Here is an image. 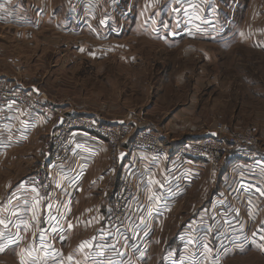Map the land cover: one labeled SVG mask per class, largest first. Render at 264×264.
I'll list each match as a JSON object with an SVG mask.
<instances>
[{
	"label": "rangeland",
	"instance_id": "obj_1",
	"mask_svg": "<svg viewBox=\"0 0 264 264\" xmlns=\"http://www.w3.org/2000/svg\"><path fill=\"white\" fill-rule=\"evenodd\" d=\"M33 1L40 16L34 27L28 24L22 36L0 27V78L11 88L20 87L17 81L37 86L40 92L35 94L43 105L38 112L53 110L60 117L65 111L74 113L71 106L105 118L134 113L171 138L206 128L219 132L225 126L222 133L250 136L264 150V0L225 1L231 22L219 34L234 39L225 47L195 42L196 37L192 47L177 46L176 40L151 32L144 18L132 17L131 7L143 8L147 20L156 13L153 20H158L156 6L144 4L155 0ZM106 11L108 24L117 28L101 33L99 19ZM89 12L96 18L89 19ZM84 20L94 29H86ZM13 77L17 81H11ZM41 134L16 151L19 158L6 169L12 177L19 172L24 177L38 166L46 139ZM49 153V162L57 165L74 154V145L64 141L56 152L50 145ZM48 176L52 181L46 173L27 176L23 182L32 177L42 182ZM51 187L40 197L45 199ZM210 187L207 179L205 190L200 188L194 196L196 203L176 206L144 264H264V228L259 226L264 222V200L252 190L244 202L231 196V203L219 207L223 212L217 207L215 217L222 219L216 221L214 233L200 232L208 222L184 223L205 206ZM111 211L112 204L110 229L124 222L109 220ZM182 229L185 234L178 240ZM10 264H15L13 258Z\"/></svg>",
	"mask_w": 264,
	"mask_h": 264
},
{
	"label": "crops",
	"instance_id": "obj_2",
	"mask_svg": "<svg viewBox=\"0 0 264 264\" xmlns=\"http://www.w3.org/2000/svg\"><path fill=\"white\" fill-rule=\"evenodd\" d=\"M225 1L228 0H155L144 4L147 8L156 6L160 13L158 20H153L156 13L155 16L150 13L153 19L147 20L144 9L139 12L133 6L132 17L144 18L151 32L176 40L177 46L189 43L187 47H192L190 42L196 37L195 42L225 47L234 40L232 36L219 34V29L231 22V15L224 10ZM35 2L0 0V27L22 36L21 32L28 31V24L34 27L40 17ZM119 7L125 14L120 4ZM106 12L99 19L101 33L117 28L108 24L111 18L108 19L109 11ZM93 17L96 18L92 13L88 16ZM83 23L86 29H94L86 20ZM15 83L40 92L33 84ZM70 108L77 115L106 122L117 120L135 129L146 126L134 113L105 118L97 112ZM59 119L53 110L46 113L28 110L17 101L0 104V259L9 258L6 260L9 264L11 258L15 264H144L152 256L151 245L160 237L163 224L176 206L182 201L195 202L194 196L200 188L205 190L207 179L211 187L206 192L208 200L202 204L205 206L189 220H182L208 222L202 223L205 228L200 232L204 235L215 232L216 221L222 219H216V209L223 212L219 207L231 203L229 197L244 202V196L252 190L264 200L261 194L264 193V150L254 160L225 158L215 168L200 159L175 157L166 161L146 151L133 150L122 155L115 168L110 167L107 141L95 132L78 129L66 135V141L74 145V154L54 165L49 162V148ZM149 129L169 147L206 132H216L206 128L171 138L160 126L150 124ZM40 133L46 139L39 151L42 159L38 166L24 177L20 172L12 177L6 169L19 158L16 151L28 146ZM46 173L51 175L52 187L43 199L36 187L24 184L23 178ZM122 176L131 179L134 189L123 224L110 229L107 219ZM259 226L264 228V222ZM184 230L178 231V240L180 234L184 236ZM6 261L0 264H7Z\"/></svg>",
	"mask_w": 264,
	"mask_h": 264
},
{
	"label": "built area",
	"instance_id": "obj_3",
	"mask_svg": "<svg viewBox=\"0 0 264 264\" xmlns=\"http://www.w3.org/2000/svg\"><path fill=\"white\" fill-rule=\"evenodd\" d=\"M33 90H26L20 87H8L3 79L0 78V104L7 101H17L29 107L31 110H42L40 97L38 98ZM41 104V105H40ZM29 109V110H30ZM62 123L56 128L55 134L52 136V151L56 152L58 147L66 141L67 133L71 131L85 130L91 133H97L102 136L108 144L110 151V161L112 167H117L120 154L131 152L132 150L146 151L155 158H161L169 161L175 157L194 158L206 161L208 164L219 165L225 158L254 160L255 157L263 153V149L253 143L250 136L234 135L231 133L215 132V136L193 137L184 140L174 147H169L165 141L154 134L149 126L132 130V127L126 124H114L111 121L106 122L97 117L86 116L82 114H74L65 111L60 116ZM222 130V131H221ZM120 188L116 190L110 219L123 222L128 201L133 192V183L127 176H122L119 180ZM29 187H36L40 196L44 197L51 187V179L44 178L39 182L36 177L27 179L24 182Z\"/></svg>",
	"mask_w": 264,
	"mask_h": 264
},
{
	"label": "water",
	"instance_id": "obj_4",
	"mask_svg": "<svg viewBox=\"0 0 264 264\" xmlns=\"http://www.w3.org/2000/svg\"><path fill=\"white\" fill-rule=\"evenodd\" d=\"M58 121H59V122L56 124V127L60 126V124L62 123L61 119H59ZM111 122L114 123V124H122L121 122H118L117 120H113V121H111ZM215 135H216V133H214V132H206V134L201 135V136H199V137L215 136ZM197 138H198V137H197ZM122 155H124V154H123V153L120 154L119 159L122 158Z\"/></svg>",
	"mask_w": 264,
	"mask_h": 264
},
{
	"label": "snow or ice",
	"instance_id": "obj_5",
	"mask_svg": "<svg viewBox=\"0 0 264 264\" xmlns=\"http://www.w3.org/2000/svg\"><path fill=\"white\" fill-rule=\"evenodd\" d=\"M262 195H264V193H261ZM0 223H2V221H0ZM71 227V226H70Z\"/></svg>",
	"mask_w": 264,
	"mask_h": 264
}]
</instances>
